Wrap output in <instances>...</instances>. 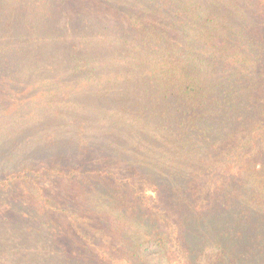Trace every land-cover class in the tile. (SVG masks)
I'll return each instance as SVG.
<instances>
[{"label": "trees", "instance_id": "16d2710c", "mask_svg": "<svg viewBox=\"0 0 264 264\" xmlns=\"http://www.w3.org/2000/svg\"><path fill=\"white\" fill-rule=\"evenodd\" d=\"M263 20L264 0H0V264H264ZM50 213L102 225L98 257Z\"/></svg>", "mask_w": 264, "mask_h": 264}, {"label": "rangeland", "instance_id": "374dc122", "mask_svg": "<svg viewBox=\"0 0 264 264\" xmlns=\"http://www.w3.org/2000/svg\"><path fill=\"white\" fill-rule=\"evenodd\" d=\"M262 26L264 27V20ZM258 153L259 156H264V136L261 138L258 144ZM42 187L44 188L45 193L48 196H55L59 195L60 192L65 191L64 185L60 183V181L56 179H49L42 182ZM141 193L149 200L151 201L154 198V193L151 191V189L148 186L139 184L137 186ZM0 215L1 217L10 218L9 225L7 227H10V223L14 221L18 217V213H15L13 210H11L9 207L4 208L3 205H0ZM49 216L57 221L56 226L58 227V230L62 227L63 223H67L65 226V230H67L68 235L66 236L65 242L67 244H70V242L67 239L75 238V242L72 246V248L75 250V248L82 247V249L89 251L91 255H94L96 258L98 257L99 253H97L94 249V247L97 245V242H103L101 240H98L97 234L93 233V229L95 231L99 230L102 225L95 222L94 220H90L91 222L87 224L89 230H85V237L80 238L78 234L75 232L73 228H70V225L68 223V220L66 218H61L56 213H50ZM89 219L91 217H88ZM62 219V221H60ZM13 224V223H12ZM83 227V226H81ZM73 236V237H71ZM88 239V240H87ZM62 240V239H61ZM103 257L105 258V264H126L123 260H119L114 255L110 254V257L106 254H103Z\"/></svg>", "mask_w": 264, "mask_h": 264}]
</instances>
